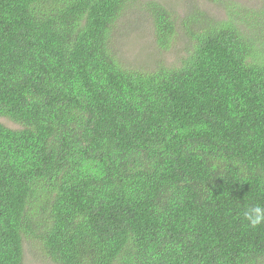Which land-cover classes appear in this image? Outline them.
I'll use <instances>...</instances> for the list:
<instances>
[{
    "label": "trees",
    "instance_id": "obj_1",
    "mask_svg": "<svg viewBox=\"0 0 264 264\" xmlns=\"http://www.w3.org/2000/svg\"><path fill=\"white\" fill-rule=\"evenodd\" d=\"M130 1L0 0V264H264L257 20L149 0L156 48L186 43L128 67Z\"/></svg>",
    "mask_w": 264,
    "mask_h": 264
},
{
    "label": "rangeland",
    "instance_id": "obj_2",
    "mask_svg": "<svg viewBox=\"0 0 264 264\" xmlns=\"http://www.w3.org/2000/svg\"><path fill=\"white\" fill-rule=\"evenodd\" d=\"M149 0H132L119 16L112 29L111 39L114 50L121 61L128 67H152L154 62L172 63L177 53L186 43L184 38H177L169 50H158L153 40L151 22L146 10ZM166 7L177 13L179 18L192 13L198 7L208 16L215 19L233 17L237 12L242 19L257 20L249 26L250 32L256 33V39L264 40V0H159ZM4 124L15 127V124L0 118ZM25 249V264H49L44 259L30 254Z\"/></svg>",
    "mask_w": 264,
    "mask_h": 264
},
{
    "label": "clouds",
    "instance_id": "obj_3",
    "mask_svg": "<svg viewBox=\"0 0 264 264\" xmlns=\"http://www.w3.org/2000/svg\"><path fill=\"white\" fill-rule=\"evenodd\" d=\"M244 217L253 228L264 223V207L254 206L250 207L248 211L244 213Z\"/></svg>",
    "mask_w": 264,
    "mask_h": 264
}]
</instances>
